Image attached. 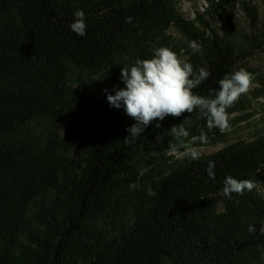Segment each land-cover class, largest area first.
Returning a JSON list of instances; mask_svg holds the SVG:
<instances>
[{
	"label": "trees",
	"instance_id": "1",
	"mask_svg": "<svg viewBox=\"0 0 264 264\" xmlns=\"http://www.w3.org/2000/svg\"><path fill=\"white\" fill-rule=\"evenodd\" d=\"M176 1L0 0V248L16 230L25 239L13 240L0 264H264L261 185L231 199L221 195L229 175L263 182L264 135L147 180L140 159L165 128L184 121L192 138L216 129L196 110L167 117L160 128L154 122L124 142L134 121L107 102L125 87L122 67L153 58L159 47L209 71L193 90L198 95L218 90L233 72L241 59L234 42L207 36L203 16L184 19ZM238 6L260 33L264 19L250 2L212 0L210 10L233 13ZM77 10L85 14L83 37L70 28ZM172 27L186 46L173 43ZM42 117L64 137L40 147L14 136ZM75 143L84 148L77 160L70 156ZM209 161L215 181L206 172Z\"/></svg>",
	"mask_w": 264,
	"mask_h": 264
},
{
	"label": "rangeland",
	"instance_id": "2",
	"mask_svg": "<svg viewBox=\"0 0 264 264\" xmlns=\"http://www.w3.org/2000/svg\"><path fill=\"white\" fill-rule=\"evenodd\" d=\"M4 1L14 4L20 0ZM245 1L258 8L260 19L263 20L264 0ZM211 3L212 0H177L176 7L186 20L195 21L197 15L203 16L204 21L210 25L207 36L219 35L221 38L231 39L241 58L233 68V72L243 67L253 73L255 79L250 91L241 95L238 102L228 108L229 127L220 129L213 126L215 132L209 137L202 138L177 135L169 132L171 128H165L154 142L148 143L149 147L140 159V164L144 168L142 177L147 180H155L166 175L171 170V166L183 160L210 156L238 142H252L264 135V27L260 26V33L255 34L241 6H238L233 13L220 9L216 12L210 10ZM239 4L241 5L242 2L240 1ZM168 35L172 37L176 46H186V41L177 28H170ZM78 74L70 75L71 83L76 81ZM14 136L43 147L52 137L62 139L64 134L60 132L53 119L42 117L17 131ZM171 144L173 151L169 152ZM83 150V146L75 143L71 148L70 156L77 160L82 156ZM259 190L264 195V180ZM16 231V236L7 239L1 246L0 253L12 248L13 240L17 238L21 241L25 240L20 232Z\"/></svg>",
	"mask_w": 264,
	"mask_h": 264
},
{
	"label": "clouds",
	"instance_id": "3",
	"mask_svg": "<svg viewBox=\"0 0 264 264\" xmlns=\"http://www.w3.org/2000/svg\"><path fill=\"white\" fill-rule=\"evenodd\" d=\"M74 17L71 30L80 37L85 36L87 25L83 10H77ZM126 22L131 23L132 18L128 17ZM190 47L202 51L195 41L190 43ZM209 75L206 68L194 69L186 57L169 47L156 48L153 58L137 59L130 68L122 67L121 81L125 87L116 89L114 95L108 94L107 102L116 109L123 107L125 114L134 121L126 129L129 135L124 142H134L154 122L155 127L160 128V122L167 117L178 118L196 110L207 118L209 127H229L227 109L238 102L241 95L250 91L255 75L241 67L224 75L219 81L218 90L212 91L208 96L194 93L193 90L206 81ZM104 91L108 92L107 89ZM183 123L173 126L169 132L187 135ZM168 151H173L172 144ZM214 169L215 162L209 161L206 172L213 181L216 179ZM259 185L261 183L257 180H241L229 175L223 181L221 195L231 199L232 194L242 196L245 191L251 192ZM248 230L254 232L256 228L249 225ZM261 231L264 232V228Z\"/></svg>",
	"mask_w": 264,
	"mask_h": 264
}]
</instances>
